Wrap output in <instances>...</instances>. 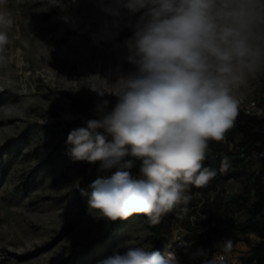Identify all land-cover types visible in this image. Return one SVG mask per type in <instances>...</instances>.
Wrapping results in <instances>:
<instances>
[{"label": "rangeland", "instance_id": "rangeland-1", "mask_svg": "<svg viewBox=\"0 0 264 264\" xmlns=\"http://www.w3.org/2000/svg\"><path fill=\"white\" fill-rule=\"evenodd\" d=\"M116 7V0H7L0 5L14 20L10 43L0 53V264H97L126 246L154 250L153 224L143 214L111 222L88 207L91 184L117 169L73 161L65 143L72 129L98 118L97 102L107 99L109 110L115 105L117 98L110 94L118 74L134 71L124 47L133 29L125 25L141 13L129 15L121 8L118 19L106 11ZM117 21L119 28L113 26ZM263 88L264 69L235 94H260ZM261 106L264 115V102ZM131 174L139 176V161ZM219 185L212 179L205 187L190 188L209 193ZM246 191L232 181L223 199ZM184 209L171 218L177 225L173 231L169 224L160 254L175 251L177 264H202L231 239L226 264H239L248 252L246 239L224 238L221 222L247 223L248 205L218 216L191 198ZM177 240L185 247L172 242ZM198 249L207 255H195Z\"/></svg>", "mask_w": 264, "mask_h": 264}, {"label": "clouds", "instance_id": "clouds-1", "mask_svg": "<svg viewBox=\"0 0 264 264\" xmlns=\"http://www.w3.org/2000/svg\"><path fill=\"white\" fill-rule=\"evenodd\" d=\"M6 2L0 0V5ZM116 4L106 11L118 19L121 8L129 15L141 13L134 24L125 25L133 29L124 47L134 71L118 74L110 94L117 100L110 110V102L101 99L94 107L98 118L69 132L67 154L73 161L117 169L91 184L89 208L111 222L143 214L158 224L190 201L186 193L191 186L205 187L217 175L203 164L209 142L225 140L239 114L236 91L264 69V0ZM13 26L11 12L0 8V53L10 43L8 30ZM91 90L104 96L96 87ZM136 161L138 177L131 174ZM229 167L228 158H222L220 171ZM172 242L185 247L183 241ZM232 248L231 239L223 241L224 253ZM195 255L206 256L207 250L198 249ZM97 264H177V257L175 251L165 256L143 246H126ZM202 264H226V257L213 256Z\"/></svg>", "mask_w": 264, "mask_h": 264}, {"label": "built area", "instance_id": "built-area-1", "mask_svg": "<svg viewBox=\"0 0 264 264\" xmlns=\"http://www.w3.org/2000/svg\"><path fill=\"white\" fill-rule=\"evenodd\" d=\"M260 83H262L260 81ZM239 99V114L236 119L235 125L225 134V140L222 142L210 141L206 159L208 160L217 171L214 179L222 186H217L205 193L202 189L190 190L186 193L191 198H196L200 201V205L210 200L217 198L223 199V194L232 181L238 180L243 185L249 182L250 174H261L260 183L264 185V144L258 141L256 144L245 142L247 134H254L264 137V115L261 102H264V88L260 94H253L252 91L245 95L237 94ZM227 157L230 162V167L227 171H220L222 158ZM140 167V162H139ZM263 171V173H262ZM252 194L255 195L256 191L253 190ZM172 230L176 228V221L172 220L170 223ZM214 224V222H213ZM223 237L226 238L225 232L226 225L222 224ZM230 231H232L230 229ZM246 238L244 241L248 245V252L252 246L261 240V237L256 231H248L243 236ZM242 237V238H243ZM247 252V253H248ZM217 255H225L226 260L229 259L228 253L218 251ZM241 264L240 259H238Z\"/></svg>", "mask_w": 264, "mask_h": 264}, {"label": "trees", "instance_id": "trees-1", "mask_svg": "<svg viewBox=\"0 0 264 264\" xmlns=\"http://www.w3.org/2000/svg\"><path fill=\"white\" fill-rule=\"evenodd\" d=\"M258 141H261L264 144V137L250 133L247 134L245 142H250L254 145ZM203 164L205 167L215 169L208 160H206ZM260 178L261 174L251 173L249 182L246 185L247 191L245 193L243 192L236 196H231L228 199H209L203 204L206 212H209L212 215L213 211L219 212L218 216H221L226 209H234L236 206L248 205L249 217L247 223H238L235 218H233V220L224 219V222H221L226 225L225 232L227 234V238H230L231 236H238L241 237L240 239L244 240L246 239L243 237L245 233L251 230L256 231V233L261 237V240L256 242L248 253L239 257L241 264H264V185L260 183ZM253 190L256 191L255 195L252 194ZM184 208V204L180 205L172 212L165 215L161 219L160 223L153 224L152 231L154 234L155 244L153 251L162 252L165 249L167 241L165 231L168 230L171 218L183 213L185 210ZM214 215H216V213H214ZM211 228L213 231L217 230L215 222ZM230 229L232 231H230Z\"/></svg>", "mask_w": 264, "mask_h": 264}]
</instances>
